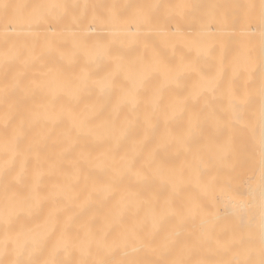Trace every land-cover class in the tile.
Instances as JSON below:
<instances>
[{
    "label": "bare ground",
    "instance_id": "bare-ground-1",
    "mask_svg": "<svg viewBox=\"0 0 264 264\" xmlns=\"http://www.w3.org/2000/svg\"><path fill=\"white\" fill-rule=\"evenodd\" d=\"M264 0H0V264H260Z\"/></svg>",
    "mask_w": 264,
    "mask_h": 264
},
{
    "label": "snow or ice",
    "instance_id": "snow-or-ice-1",
    "mask_svg": "<svg viewBox=\"0 0 264 264\" xmlns=\"http://www.w3.org/2000/svg\"><path fill=\"white\" fill-rule=\"evenodd\" d=\"M262 253H264V238H262ZM260 264H264V260H261Z\"/></svg>",
    "mask_w": 264,
    "mask_h": 264
}]
</instances>
